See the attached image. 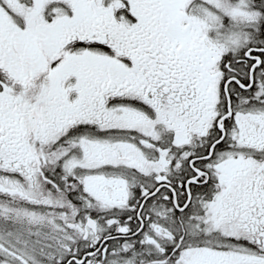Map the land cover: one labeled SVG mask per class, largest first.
Masks as SVG:
<instances>
[{
  "label": "snow or ice",
  "instance_id": "obj_1",
  "mask_svg": "<svg viewBox=\"0 0 264 264\" xmlns=\"http://www.w3.org/2000/svg\"><path fill=\"white\" fill-rule=\"evenodd\" d=\"M0 264H264V0H0Z\"/></svg>",
  "mask_w": 264,
  "mask_h": 264
}]
</instances>
